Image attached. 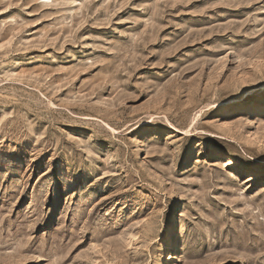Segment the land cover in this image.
<instances>
[{
  "label": "rangeland",
  "instance_id": "obj_1",
  "mask_svg": "<svg viewBox=\"0 0 264 264\" xmlns=\"http://www.w3.org/2000/svg\"><path fill=\"white\" fill-rule=\"evenodd\" d=\"M0 264H264V0H0Z\"/></svg>",
  "mask_w": 264,
  "mask_h": 264
},
{
  "label": "bare ground",
  "instance_id": "obj_2",
  "mask_svg": "<svg viewBox=\"0 0 264 264\" xmlns=\"http://www.w3.org/2000/svg\"><path fill=\"white\" fill-rule=\"evenodd\" d=\"M142 145H143L142 143L139 144L140 147H142ZM140 149H141V148H138V150H140ZM138 150H137V151H138ZM211 156H212V159H219L218 162H222V161H223V159H221L220 156H217V155H215V154H213V155H211ZM223 163H224L223 165H224L225 167H231L230 163H229L227 160L224 161ZM250 177H251V176H250ZM250 177L248 178V182L251 181ZM176 201H177V199L175 198L174 202H176Z\"/></svg>",
  "mask_w": 264,
  "mask_h": 264
}]
</instances>
